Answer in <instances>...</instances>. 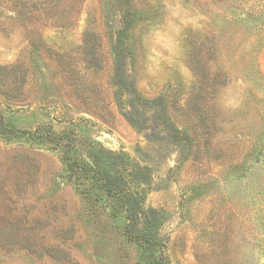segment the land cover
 <instances>
[{
  "label": "rangeland",
  "instance_id": "1",
  "mask_svg": "<svg viewBox=\"0 0 264 264\" xmlns=\"http://www.w3.org/2000/svg\"><path fill=\"white\" fill-rule=\"evenodd\" d=\"M0 119V264H141L75 179L98 149L162 264H264V0H0Z\"/></svg>",
  "mask_w": 264,
  "mask_h": 264
},
{
  "label": "trees",
  "instance_id": "2",
  "mask_svg": "<svg viewBox=\"0 0 264 264\" xmlns=\"http://www.w3.org/2000/svg\"><path fill=\"white\" fill-rule=\"evenodd\" d=\"M128 29H130V24L126 23L123 31L118 32L115 44L116 79L118 80L116 94L118 97L125 87L121 63L125 55L123 40ZM130 92L136 95L135 88L132 87ZM89 157L94 166L89 165L87 168L82 166L83 174L76 175V181L86 184L88 182L90 187L87 193L94 192L95 197H104L113 207L118 208V212L124 215V220L130 221L123 228V232L127 237L137 241L138 261L141 264H162V258L158 256L161 253L162 244L157 235L162 221L160 219L162 212L143 207L142 197L133 190L136 185L134 175H132L133 171L129 168L133 163L125 154H114L102 149H98ZM138 175L141 177L142 174Z\"/></svg>",
  "mask_w": 264,
  "mask_h": 264
},
{
  "label": "water",
  "instance_id": "3",
  "mask_svg": "<svg viewBox=\"0 0 264 264\" xmlns=\"http://www.w3.org/2000/svg\"><path fill=\"white\" fill-rule=\"evenodd\" d=\"M100 141H102L101 139H99ZM91 163V165H93V163L92 162H90Z\"/></svg>",
  "mask_w": 264,
  "mask_h": 264
}]
</instances>
